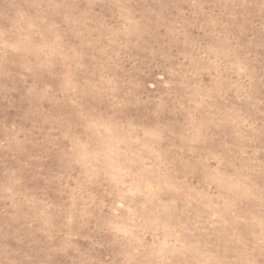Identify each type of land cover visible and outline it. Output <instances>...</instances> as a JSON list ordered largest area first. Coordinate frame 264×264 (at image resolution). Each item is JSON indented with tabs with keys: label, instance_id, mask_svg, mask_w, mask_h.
<instances>
[{
	"label": "rangeland",
	"instance_id": "374dc122",
	"mask_svg": "<svg viewBox=\"0 0 264 264\" xmlns=\"http://www.w3.org/2000/svg\"><path fill=\"white\" fill-rule=\"evenodd\" d=\"M0 264H264V0H0Z\"/></svg>",
	"mask_w": 264,
	"mask_h": 264
}]
</instances>
